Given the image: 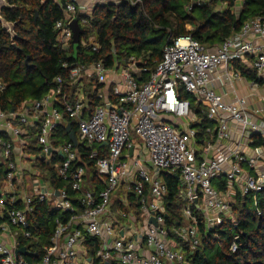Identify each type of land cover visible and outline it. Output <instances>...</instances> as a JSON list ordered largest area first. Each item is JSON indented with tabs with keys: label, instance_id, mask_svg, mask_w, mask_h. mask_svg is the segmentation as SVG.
Wrapping results in <instances>:
<instances>
[{
	"label": "built area",
	"instance_id": "obj_1",
	"mask_svg": "<svg viewBox=\"0 0 264 264\" xmlns=\"http://www.w3.org/2000/svg\"><path fill=\"white\" fill-rule=\"evenodd\" d=\"M120 1L67 0L65 16L55 25L59 43L69 48L75 18L86 25L96 5ZM207 1L189 0L188 8ZM6 5L7 0H0V10ZM242 5L243 0H236L235 9ZM226 7L223 2L221 8ZM84 43L99 49L93 36ZM147 58L133 55L112 67L103 61L75 66L70 70L72 98L60 85L19 110H0V164L6 168L0 183V264H94L85 246L89 238L97 239L95 258L104 264H192L186 251L194 252L203 235L235 221L236 206L248 195L262 214L264 17L246 21L214 47L191 35L173 38L153 70ZM92 78V90L102 103L90 109L86 86ZM57 81L61 84V77ZM241 82L247 88L243 95ZM218 83L230 92L220 91ZM228 93L233 101H226ZM183 94L195 98L198 111ZM255 103L263 107L254 109ZM64 114L77 121L79 139L93 148L90 157L105 183L100 191L84 186L78 143L54 145L55 134L66 123ZM202 114L209 121L204 127ZM38 123L42 153L36 156L27 146L29 126ZM54 153L62 158L55 165L58 187L33 166L38 157ZM167 177L176 178L180 202V220L172 224ZM45 202L59 215L45 253L32 262L16 250L32 238L28 216L33 205ZM237 248L236 242L230 246L231 251Z\"/></svg>",
	"mask_w": 264,
	"mask_h": 264
},
{
	"label": "trees",
	"instance_id": "obj_2",
	"mask_svg": "<svg viewBox=\"0 0 264 264\" xmlns=\"http://www.w3.org/2000/svg\"><path fill=\"white\" fill-rule=\"evenodd\" d=\"M66 1L7 0V5L0 10V110H19L24 102L41 99L60 85L63 94L72 98L75 85L70 79V70L75 66L103 61L107 67H112L127 57L143 54L148 57L147 67L153 70L163 58L165 46L173 38L191 35L201 44L214 47L239 31L246 21L264 17V0H243L238 10L235 9L236 0H210L191 9L188 8L189 0H138L137 4L125 0L108 2L96 5L88 15V24H81L84 32L80 44L75 47L71 40L66 49L59 43L55 28L56 22L65 16L63 8ZM223 2L227 4L226 8H221ZM6 24L12 27V31ZM92 36L99 44L98 50H94L92 44L84 43ZM241 70L253 76L247 69ZM57 77H61V84ZM94 84L96 79L92 78L86 86L91 97L90 109L102 103L92 90ZM182 96L191 101L194 111H198L193 96ZM57 107L63 112L61 103H57ZM64 117L77 133V164L86 169L84 186L100 191L105 183L96 172V159L90 157L93 148L79 139L77 121L67 114ZM201 117L204 118V127L209 121L205 115ZM66 123L53 138L55 146L70 141ZM37 127L39 123L29 126L32 135L27 146L28 153L36 156L42 153ZM103 147L98 146L97 149ZM61 159L56 153L50 158L38 157L33 166L49 174L58 187L60 179L56 177L55 165ZM5 173V165L0 164V183ZM167 181L170 190L168 223L172 224L180 220V202L177 200L176 178L167 177ZM258 195L262 214L259 215L254 206L250 207L252 195H248L236 206L235 221H228L217 228V235H203L199 248L194 252L186 251V257L192 264H264V190ZM33 206L28 216L32 238L21 243L30 250L25 257L32 262L45 253L44 248L50 244L54 233L55 218L59 215L48 202ZM234 242L238 248L231 251L230 246ZM85 246L94 264H104L95 258L99 246L97 239H87Z\"/></svg>",
	"mask_w": 264,
	"mask_h": 264
},
{
	"label": "water",
	"instance_id": "obj_3",
	"mask_svg": "<svg viewBox=\"0 0 264 264\" xmlns=\"http://www.w3.org/2000/svg\"><path fill=\"white\" fill-rule=\"evenodd\" d=\"M71 27L73 30V43H74L75 47H77L80 44L81 35L83 34L84 30L81 28L77 18H75L72 21ZM67 130L70 133L69 134L70 140L74 143V145H76L78 143V139H77L76 131L72 129L71 124L67 125ZM152 220L155 221L154 219H152ZM16 254L17 255H19V254L27 255V248L26 247L18 248L16 250ZM106 264H109V263L107 262Z\"/></svg>",
	"mask_w": 264,
	"mask_h": 264
},
{
	"label": "crops",
	"instance_id": "obj_4",
	"mask_svg": "<svg viewBox=\"0 0 264 264\" xmlns=\"http://www.w3.org/2000/svg\"><path fill=\"white\" fill-rule=\"evenodd\" d=\"M244 84H245L244 82H241V83H240V88H239V89H240V90H239V94H240V95H243V94H246V93H247V88L244 87ZM218 88H219V90L222 91V92H225V91H226V92H230V89H231V88L228 87V86H225V85L222 86L220 83H218ZM225 99H226V101H229V102H230V101H233V96H232L230 93H228V94H226ZM260 105H262V103H261V104H260V103H259V104H258V103H255V106H256L257 109L261 108ZM257 106H258V107H257ZM262 107H263V105H262Z\"/></svg>",
	"mask_w": 264,
	"mask_h": 264
},
{
	"label": "rangeland",
	"instance_id": "obj_5",
	"mask_svg": "<svg viewBox=\"0 0 264 264\" xmlns=\"http://www.w3.org/2000/svg\"><path fill=\"white\" fill-rule=\"evenodd\" d=\"M6 25H8V24H6ZM8 26H9L10 30L12 31V27H11L10 25H8ZM257 107H258V106H257ZM260 107L262 108V105H260ZM254 109H257L255 105H254ZM138 139H139V138H138ZM258 198H259V195H258ZM251 205H252V206H250V207L253 208V206H254L253 201L251 202Z\"/></svg>",
	"mask_w": 264,
	"mask_h": 264
}]
</instances>
